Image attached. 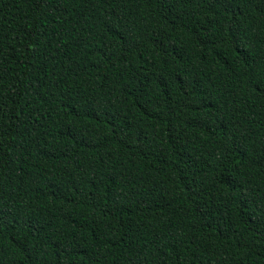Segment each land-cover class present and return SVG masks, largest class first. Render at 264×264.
<instances>
[{"label":"trees","instance_id":"trees-1","mask_svg":"<svg viewBox=\"0 0 264 264\" xmlns=\"http://www.w3.org/2000/svg\"><path fill=\"white\" fill-rule=\"evenodd\" d=\"M0 264H264V0H0Z\"/></svg>","mask_w":264,"mask_h":264}]
</instances>
